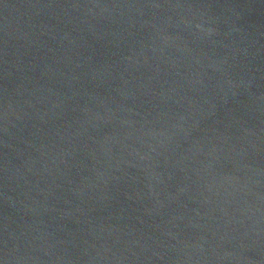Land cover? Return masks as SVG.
Returning a JSON list of instances; mask_svg holds the SVG:
<instances>
[{
  "label": "water",
  "instance_id": "water-1",
  "mask_svg": "<svg viewBox=\"0 0 264 264\" xmlns=\"http://www.w3.org/2000/svg\"><path fill=\"white\" fill-rule=\"evenodd\" d=\"M0 264H264V0H0Z\"/></svg>",
  "mask_w": 264,
  "mask_h": 264
}]
</instances>
